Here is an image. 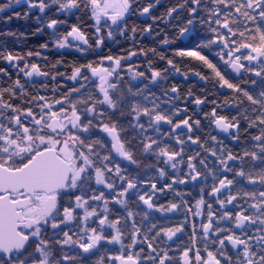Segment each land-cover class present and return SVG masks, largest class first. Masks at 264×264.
<instances>
[{
  "label": "snow or ice",
  "instance_id": "6c2138e0",
  "mask_svg": "<svg viewBox=\"0 0 264 264\" xmlns=\"http://www.w3.org/2000/svg\"><path fill=\"white\" fill-rule=\"evenodd\" d=\"M13 18L35 27L0 32V264H264V0Z\"/></svg>",
  "mask_w": 264,
  "mask_h": 264
},
{
  "label": "trees",
  "instance_id": "16d2710c",
  "mask_svg": "<svg viewBox=\"0 0 264 264\" xmlns=\"http://www.w3.org/2000/svg\"><path fill=\"white\" fill-rule=\"evenodd\" d=\"M15 11H22V7H16ZM12 13H7V15H11ZM30 27H35L32 24L31 20H19L13 18L11 22L9 23H4L3 20L1 19L0 23V30L1 32L5 31H16V32H26L28 33L30 31ZM47 37L44 35L40 36H31L29 35V38L27 40H24L23 38L19 42H15V47L16 50L18 51H26L28 48H34L36 45L39 43H42ZM9 43L12 45L14 43V38L13 37H1L0 38V43L4 42ZM50 60H53L55 58L59 57V54L57 53H51L49 56ZM71 58V57H69Z\"/></svg>",
  "mask_w": 264,
  "mask_h": 264
},
{
  "label": "flooded vegetation",
  "instance_id": "af4514ba",
  "mask_svg": "<svg viewBox=\"0 0 264 264\" xmlns=\"http://www.w3.org/2000/svg\"><path fill=\"white\" fill-rule=\"evenodd\" d=\"M0 2H3V0H0ZM164 3H167V0H162V4H164ZM162 10H163V9H161V11H162ZM14 11H15V9H14ZM10 13H11V12H10ZM0 23H1V19H0ZM0 32H1V30H0ZM0 38H1V37H0ZM144 43L147 44L148 41L145 40ZM118 51H119V48H116V47L113 48V52H114V53H116V52H118ZM53 53H57V54H59L58 52H53ZM50 54H51V53H49V52H44V55L49 56ZM137 62H139V61H137ZM174 79H175L176 81H178V82H181L182 84H184V85L186 86L187 84H190V83H192L193 81H195L196 78L193 77L190 81H187V82L182 81V78L179 77V76H176ZM190 108H194V106H190Z\"/></svg>",
  "mask_w": 264,
  "mask_h": 264
}]
</instances>
